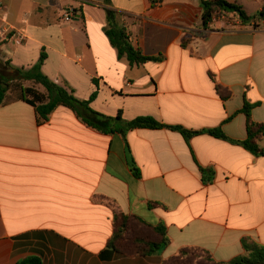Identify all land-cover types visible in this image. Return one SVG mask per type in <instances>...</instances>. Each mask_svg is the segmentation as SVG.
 Returning a JSON list of instances; mask_svg holds the SVG:
<instances>
[{
    "label": "crops",
    "instance_id": "0c3cea01",
    "mask_svg": "<svg viewBox=\"0 0 264 264\" xmlns=\"http://www.w3.org/2000/svg\"><path fill=\"white\" fill-rule=\"evenodd\" d=\"M252 17L221 13L205 27L200 0H0V264H162L183 248L217 263L264 246V156L248 138L245 104L264 125V0H228ZM73 9L72 21L65 12ZM113 20L144 57L131 66L106 35ZM42 73L106 117L168 129L104 134L59 106L45 122L23 99ZM217 85L231 93L223 99ZM4 87H7L6 85ZM220 129L227 140L206 131ZM264 150V138L259 142ZM113 205L170 244L147 257L108 248Z\"/></svg>",
    "mask_w": 264,
    "mask_h": 264
},
{
    "label": "trees",
    "instance_id": "16d2710c",
    "mask_svg": "<svg viewBox=\"0 0 264 264\" xmlns=\"http://www.w3.org/2000/svg\"><path fill=\"white\" fill-rule=\"evenodd\" d=\"M202 8V20L207 27L213 20V17L221 13L237 14L242 23L246 24L252 20L242 6L232 3L228 0H200ZM114 12L109 11L110 26L106 29V35L110 39L112 46L118 51V55L126 57L131 66H139L149 61H158L160 58L144 57L130 43L126 32L119 28L113 20ZM254 18L264 20V9ZM45 54L42 55L40 62L23 77L28 80H35L38 84L44 86L47 96L36 92L33 89H24L23 94L31 96L32 99H23L36 107L38 121L45 122L49 119L52 112L59 106L71 109L88 127L98 130L104 134L127 133L134 129H161L168 128L180 132L187 140L200 132H190L182 127L168 126L159 123L152 117H140L127 122L122 119L121 114L116 118L106 117L95 112L91 108V103L95 94L87 101L75 97L72 90H68L51 80H49L41 71ZM7 87H4V86ZM217 92L223 98H230L231 93L222 86L217 85ZM9 89L8 83L0 76V104L6 99ZM252 106L245 104L243 112L248 118V138L246 141H235L257 156H264V150L260 149L259 142L264 138V125L255 123L251 118ZM216 138L227 140L224 133L218 130L206 131ZM114 210V233L108 243V248L124 256H152L163 250L170 244V239L166 229L163 226L148 228L143 221L134 217L125 215L115 206L109 204ZM246 254L235 258L229 263H217L211 256L200 248H183L179 253L162 264H264V246L258 244H248L243 242ZM19 264H43L39 257H30Z\"/></svg>",
    "mask_w": 264,
    "mask_h": 264
},
{
    "label": "built area",
    "instance_id": "2783aa9c",
    "mask_svg": "<svg viewBox=\"0 0 264 264\" xmlns=\"http://www.w3.org/2000/svg\"><path fill=\"white\" fill-rule=\"evenodd\" d=\"M74 15H75V11L73 9L67 10L64 15L65 21L67 22L72 21L74 18Z\"/></svg>",
    "mask_w": 264,
    "mask_h": 264
}]
</instances>
